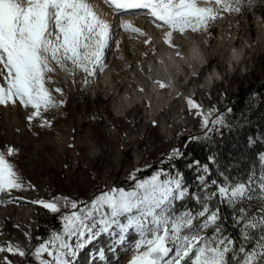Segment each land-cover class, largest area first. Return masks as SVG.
<instances>
[{
    "label": "rangeland",
    "instance_id": "1",
    "mask_svg": "<svg viewBox=\"0 0 264 264\" xmlns=\"http://www.w3.org/2000/svg\"><path fill=\"white\" fill-rule=\"evenodd\" d=\"M142 32L140 35L128 30L126 40L119 47L120 29H117L105 50V67L95 76L88 77L80 70L73 72L70 63L66 70H60L53 61L56 71L50 74L52 79L47 86L52 90L61 88L62 92L53 91V95L64 103L47 111L42 109L41 117L29 121L27 117L33 110L19 103L0 105V152L14 166L23 185L19 189L0 192V210L7 208L0 228V239L6 234V238L0 241L2 247L22 240L26 242L25 256L7 252L5 258L11 264H55L58 242L48 245L52 255H36L35 252L41 243L52 240L54 234L62 235L65 242L72 245L73 254L65 257L70 264H75L78 259L80 263L77 264H83V253L96 237L89 238L85 233L83 237L69 238L63 233V215L90 207L91 201L103 192L119 188L132 191L137 181L150 179L156 173H161V179L180 174L175 163L183 158L181 138L184 135L210 136L230 126V101L236 96L238 86L247 88L249 84L257 86L264 81V0H255L247 10L239 13L224 11L206 29L192 32L193 37L203 44L207 62L199 71H190L189 80L180 75L179 94L173 95L156 114L147 112L151 109L148 102L124 113L116 111L120 95L136 87L140 79H146L149 63L157 57L148 47L149 43H145L147 33ZM189 40L192 41L190 37ZM124 47L129 58L124 55ZM236 47L244 48L242 57L233 54ZM231 57L235 61L234 66L229 64ZM216 66L222 70L223 77L202 84ZM108 67L113 68L117 84V90L114 88L111 93L103 83ZM86 79L90 81L87 84ZM198 85L203 87L194 95L189 94L191 88ZM189 98L199 106L202 104L214 109L216 116L209 121L220 119L223 123L210 124L206 128L204 116L200 113L201 106L190 109ZM247 100L250 107L255 106L261 100L259 91L249 89ZM44 120L50 121V126H42ZM260 137L264 143L263 134ZM12 145L19 148L18 153L8 155L7 150ZM174 149L182 155L173 157ZM211 157H214L211 161L215 166L218 165V156ZM152 169L156 170L149 178L148 173ZM198 170L202 174L201 168ZM239 177L234 175L227 182L247 185L248 198L237 203L239 207L246 208L251 219L258 221L264 215V150L257 153L248 179L240 181ZM118 185L121 186L117 188ZM36 200L56 202L61 211L52 213L32 203ZM69 201H75L77 209H72ZM177 202L173 207L178 213L191 209L186 203L180 208ZM17 205L24 207L23 211L31 208V215L21 223L15 222L19 218L15 212ZM99 220L100 215L97 214L93 223ZM95 231L100 243L93 244L94 250H100L95 255H87V264H127L139 237L128 234L120 242L116 230L110 233L111 239L101 234L98 228ZM255 232L258 236L259 230Z\"/></svg>",
    "mask_w": 264,
    "mask_h": 264
},
{
    "label": "snow or ice",
    "instance_id": "2",
    "mask_svg": "<svg viewBox=\"0 0 264 264\" xmlns=\"http://www.w3.org/2000/svg\"><path fill=\"white\" fill-rule=\"evenodd\" d=\"M116 10H146L154 18L157 27L166 26L165 42L171 47H178L172 39L173 31L184 33L187 29L197 32L206 29L222 12H242L255 0H205L200 6L198 0H107ZM121 27L143 35L140 28L124 21ZM112 39L111 26L102 19L89 0H0V105L17 104L33 110L27 117L32 121L41 117V110L47 111L62 105L47 85L52 79L50 74L66 70L70 63L76 70L95 76L105 67V50ZM150 41L145 40V43ZM177 56L180 53L177 51ZM88 79L85 83H89ZM161 88L167 87L157 81ZM189 108L199 109L191 98ZM155 124V121H153ZM204 126L222 124L215 119L204 117ZM42 126H50L44 120ZM9 148L7 154L11 155ZM173 157L182 153L173 150ZM214 159V157H209ZM201 168L197 175L200 184L199 193L188 189L182 175L161 179V173L150 179L136 182L135 189H113L103 192L91 201V206L63 215V233L69 238H89L97 233H111L116 230L119 241L127 235L138 234L135 243L136 254L129 264H264V215L253 220L246 208L237 207V201L248 198L245 183H228L208 178V165L193 162ZM193 166V165H190ZM171 175V174H169ZM223 175V174H221ZM211 184V188L209 187ZM20 177L14 166L0 152V192L22 188ZM200 204L197 211L186 209L177 212L174 202H182L186 196ZM216 199L224 206H232V227L237 230V237L227 234L224 227L225 217L219 206L212 207ZM52 213H60L56 202L44 200L32 201ZM72 209H77L75 201H69ZM264 207V205H262ZM107 208V211H105ZM100 215L96 223L95 217ZM259 230L257 236L255 230ZM201 232L205 234L201 235ZM55 264H70L65 257L73 254L72 245L65 242L62 235H53L52 240L41 243L36 248V255L48 253V245L57 244ZM255 244V247L248 246ZM145 248L146 250H141ZM259 249V250H257ZM25 256L26 252L9 243L0 252ZM6 264L11 261L5 258Z\"/></svg>",
    "mask_w": 264,
    "mask_h": 264
},
{
    "label": "bare ground",
    "instance_id": "3",
    "mask_svg": "<svg viewBox=\"0 0 264 264\" xmlns=\"http://www.w3.org/2000/svg\"><path fill=\"white\" fill-rule=\"evenodd\" d=\"M200 1V4L205 6V0ZM89 3L93 5L94 10L97 11L102 19L108 21L111 26L112 37L115 36L114 32L117 29H120V34L117 40V45L119 47H121L122 43L126 40V32H128L121 27V23L124 21H129L134 27H138L147 33L148 41H150L148 47L157 55V57L149 63V68H147L149 69V74H147L146 79H140L137 82L136 87L128 89L120 95L115 109L116 111L124 113L136 105L148 102L151 109H147V112L156 114L158 110L173 97V95L179 94L181 90V84L178 82L180 75H184L185 78L189 80L191 77L190 71H199L204 62L207 61V54L203 44L199 41V39L193 37V33L190 29H187L189 30L187 33H185L187 30L184 33L173 31L172 39L178 47H171L165 42V33L169 31V29L166 26L157 27V22H155L153 17L147 14L146 10H116L110 3L107 2V0H89ZM189 37L192 39V41L189 40ZM185 46H187V48H185ZM123 51L124 55L128 57L125 47L123 48ZM177 51L180 53L179 56L176 55ZM233 54L236 57H242L244 54V48H233ZM234 63L235 61L231 57L229 59V64L234 66ZM221 77H223V72L218 66H216L209 71L208 75L205 77L206 80H204L202 84L215 81L217 78ZM157 81L163 82L165 85H167V87L161 88ZM103 83L109 87L108 92L110 93L114 90V88H116L115 86L117 84L114 78L113 68L108 67L105 70ZM202 87L203 85L193 86L189 91V94L192 93V95H194V93H196V91ZM200 106V113L204 117H208L209 120L215 118L216 113L214 109L203 106L202 104ZM9 148L14 150L11 155L18 153L19 148L17 146L12 145ZM23 208L17 205L15 212L19 218L17 217L18 220L15 222L21 223L22 219H27L31 215L30 207H26L27 209H25V211H23ZM6 211L7 208L5 207L0 210V228L3 227V214ZM131 235L138 236V234L130 233L129 236ZM107 236L110 238V233ZM4 237H2L0 241L6 238ZM26 238L27 237L25 236V240ZM25 243L26 242L22 240L18 243H14V246H18L22 250H25ZM97 244H99V242ZM2 246L3 244L0 242V247ZM99 250L100 248L96 249V252ZM136 251L137 249H134V251L131 253L130 259L136 254ZM6 254H8L7 251L0 252V264H5ZM129 261L127 264H129ZM83 262H86V260Z\"/></svg>",
    "mask_w": 264,
    "mask_h": 264
},
{
    "label": "trees",
    "instance_id": "4",
    "mask_svg": "<svg viewBox=\"0 0 264 264\" xmlns=\"http://www.w3.org/2000/svg\"><path fill=\"white\" fill-rule=\"evenodd\" d=\"M264 70V64H263ZM244 88L238 86L236 96L231 99L229 113L230 126L223 127L219 132H213L210 136L184 135L181 138L183 146V158L176 160L178 172L187 188L192 192H198L200 187L197 182V175L200 174L198 167L193 162L198 161L200 165H208L210 180H226L234 175L240 176V181H246L249 177L251 165L256 161L257 153L264 150V143L260 135L264 136V81L254 86L249 84ZM256 89L261 95V100L255 106H249L247 94L249 89ZM256 138V139H255ZM255 143H251L252 140ZM218 156V165L212 162L209 157ZM193 165V166H190ZM167 166V165H164ZM156 169H152L148 174L151 175ZM223 174V175H221ZM148 175V176H149ZM212 207L219 206L221 215L225 217L224 227L227 234L239 237L237 230L232 227V206H224L220 201L213 199ZM215 202V203H214ZM186 203L191 209L197 211L200 207L191 195L179 202L180 208ZM237 203V207H239ZM255 208V207H254ZM264 212V211H263ZM249 249L251 246H248Z\"/></svg>",
    "mask_w": 264,
    "mask_h": 264
},
{
    "label": "built area",
    "instance_id": "5",
    "mask_svg": "<svg viewBox=\"0 0 264 264\" xmlns=\"http://www.w3.org/2000/svg\"><path fill=\"white\" fill-rule=\"evenodd\" d=\"M230 110H231V107H230ZM109 192H111V191H109Z\"/></svg>",
    "mask_w": 264,
    "mask_h": 264
}]
</instances>
